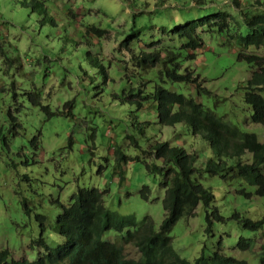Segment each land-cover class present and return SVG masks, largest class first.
<instances>
[{"label":"rangeland","instance_id":"374dc122","mask_svg":"<svg viewBox=\"0 0 264 264\" xmlns=\"http://www.w3.org/2000/svg\"><path fill=\"white\" fill-rule=\"evenodd\" d=\"M235 1L239 8L231 0H205L201 6L194 0H0V250L18 261H32L42 253L36 244L37 216L44 218V242L56 248L62 241L55 229L59 204L67 207L78 188L104 192L107 210L133 215L137 222L149 217L157 231L164 218V190L159 187L161 176L147 166L160 164L149 153L154 143L167 142L196 156L195 178L214 196L208 209L199 204L193 217L181 218L172 227V249L189 262L219 249L225 256L259 264L260 234L244 230L230 217L238 213L260 219L264 198L245 187L252 194L246 199L237 194L238 180L226 182L200 171L209 158L215 159L206 142L190 135L185 124H158L151 98L139 101L141 108L136 109L124 94L142 88L148 95L159 83L160 65L144 69L132 56L172 50L210 93L193 96L195 101L264 144V127L251 122L252 110L243 101L253 66L237 60L238 39L247 35L238 13H261L264 8H257L254 0ZM220 11L239 22L228 19L230 38L199 30L202 46L194 51L196 59L184 60V40L172 30ZM90 27L104 35H93ZM253 52L264 57V48ZM163 87L194 94L183 84L165 82ZM32 100L48 106V113L60 114L48 115ZM67 103L73 116L62 113L70 110ZM142 186L150 190L148 200L140 196ZM214 208L223 221H213L212 233L206 235L205 216ZM133 230H109L101 240L115 242ZM240 239L255 240L253 251H240ZM123 253L128 259L139 257L131 245Z\"/></svg>","mask_w":264,"mask_h":264},{"label":"trees","instance_id":"16d2710c","mask_svg":"<svg viewBox=\"0 0 264 264\" xmlns=\"http://www.w3.org/2000/svg\"><path fill=\"white\" fill-rule=\"evenodd\" d=\"M204 1L194 0L199 6L203 5ZM231 1L233 6L239 8L238 2ZM252 4L257 8H264V0H254ZM238 16L247 29V35L238 39L240 49L237 60L253 66L244 87L243 101L252 110L251 122L264 127V57L253 52L255 49L264 48V12L241 11ZM229 18L239 25L230 14L220 11L174 28L172 35L184 40L181 48L185 50L186 55L183 59L188 61L196 59L194 51L202 46L199 30L206 28L209 33L214 30L218 34L226 33L229 36L231 27L228 24ZM88 31L95 36L104 35V31L95 27L88 28ZM132 35L137 36L138 32L133 31ZM128 44L127 39L123 46ZM132 60L136 62V66H142L144 69L160 65L159 83L154 84L150 94L146 95L142 88L136 91L130 89L124 93L128 98H132L136 109L141 108L142 103L139 101L151 98V107L158 124L169 127L185 124L190 135L200 137L206 142L215 159L209 158L200 171L211 176H220L226 182L238 180L240 189L237 190V194L246 199H250L252 194L247 192L245 187L254 188V196L264 198V144L258 141L256 135L241 131L234 124L204 109L201 103L195 101L193 96L199 98L210 93L201 86L198 77H195L190 69L182 67L179 55L172 50L142 52L132 56ZM165 82L192 87L194 94L190 93V96H187L173 90L169 91L163 87ZM32 103L39 106L42 111L49 112L48 106H42L39 101L32 100ZM64 106L70 110L62 113L66 117L73 116L71 103ZM58 114L60 113H48ZM9 118L12 123L15 122L14 117L9 115ZM130 141L134 142L132 139ZM149 153L160 164L152 163L147 169L161 176L159 187L164 190L162 199L164 218L157 231H154L149 217L137 222L133 215H121L107 210L103 204L104 192L96 188H78L67 207L59 204L60 212L55 220V229L62 241L56 248H50L44 242V218L37 216L40 231L36 244L43 252L38 253L32 261L27 259L18 261L11 257L8 250H0V264H247L245 260L223 255L219 249L209 257L201 253L192 262L177 255L171 247L169 237L172 227L181 218L193 217L199 204L208 209L214 202V196L210 189L205 188L195 178L196 156L187 153L181 147L170 146L167 142L154 143ZM245 155H249L247 161L243 160ZM118 157L126 161L123 155ZM139 193L142 199L148 200L150 193L148 187L142 186ZM25 211L29 212L26 208ZM230 218L239 223L244 230L260 234L262 243L256 255L259 264H264V216L258 220H251L234 213ZM205 221L204 232L211 235L213 221L220 222L223 218L214 208L211 213L206 214ZM131 228L134 230L120 235L115 242L101 240L109 230L122 233L125 229ZM255 244L253 239H240L237 247L240 251H253ZM127 245L137 249L139 253L137 259H128L124 256V247Z\"/></svg>","mask_w":264,"mask_h":264},{"label":"bare ground","instance_id":"6f19581e","mask_svg":"<svg viewBox=\"0 0 264 264\" xmlns=\"http://www.w3.org/2000/svg\"><path fill=\"white\" fill-rule=\"evenodd\" d=\"M167 50V49H166Z\"/></svg>","mask_w":264,"mask_h":264}]
</instances>
